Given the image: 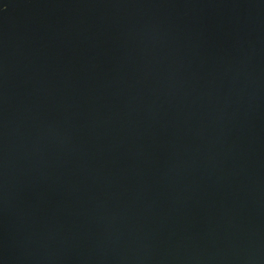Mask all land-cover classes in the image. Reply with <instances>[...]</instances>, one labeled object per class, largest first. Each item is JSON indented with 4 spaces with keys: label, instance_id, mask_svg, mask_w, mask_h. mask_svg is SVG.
Segmentation results:
<instances>
[{
    "label": "water",
    "instance_id": "1",
    "mask_svg": "<svg viewBox=\"0 0 264 264\" xmlns=\"http://www.w3.org/2000/svg\"><path fill=\"white\" fill-rule=\"evenodd\" d=\"M0 264H264V0H0Z\"/></svg>",
    "mask_w": 264,
    "mask_h": 264
},
{
    "label": "snow or ice",
    "instance_id": "2",
    "mask_svg": "<svg viewBox=\"0 0 264 264\" xmlns=\"http://www.w3.org/2000/svg\"><path fill=\"white\" fill-rule=\"evenodd\" d=\"M3 7H4V8H6V7H7V5H6V4H4V5H3Z\"/></svg>",
    "mask_w": 264,
    "mask_h": 264
}]
</instances>
